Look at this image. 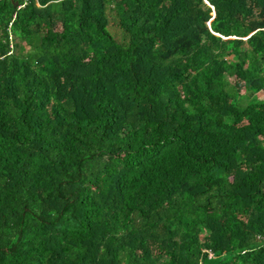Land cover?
I'll list each match as a JSON object with an SVG mask.
<instances>
[{"label": "trees", "instance_id": "16d2710c", "mask_svg": "<svg viewBox=\"0 0 264 264\" xmlns=\"http://www.w3.org/2000/svg\"><path fill=\"white\" fill-rule=\"evenodd\" d=\"M14 2L0 264H264V0Z\"/></svg>", "mask_w": 264, "mask_h": 264}, {"label": "built area", "instance_id": "2783aa9c", "mask_svg": "<svg viewBox=\"0 0 264 264\" xmlns=\"http://www.w3.org/2000/svg\"><path fill=\"white\" fill-rule=\"evenodd\" d=\"M28 1L29 0H19V4L16 5L17 8L24 7L28 3ZM9 47H10V50L8 51V54H10L11 51L13 50V48H14V40H13V35L12 34H10V36H9ZM0 57H2V55H0Z\"/></svg>", "mask_w": 264, "mask_h": 264}, {"label": "rangeland", "instance_id": "374dc122", "mask_svg": "<svg viewBox=\"0 0 264 264\" xmlns=\"http://www.w3.org/2000/svg\"><path fill=\"white\" fill-rule=\"evenodd\" d=\"M13 40H14V43H15V41H16V40L18 41V39H17V38H15V36H14V39H13Z\"/></svg>", "mask_w": 264, "mask_h": 264}, {"label": "water", "instance_id": "95a60500", "mask_svg": "<svg viewBox=\"0 0 264 264\" xmlns=\"http://www.w3.org/2000/svg\"><path fill=\"white\" fill-rule=\"evenodd\" d=\"M14 5H17V2H14Z\"/></svg>", "mask_w": 264, "mask_h": 264}]
</instances>
